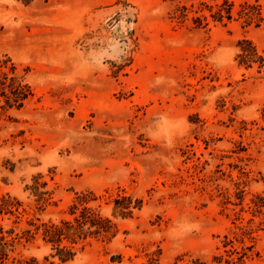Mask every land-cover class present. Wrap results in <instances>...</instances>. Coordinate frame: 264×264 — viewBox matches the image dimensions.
<instances>
[{"label": "rangeland", "instance_id": "obj_1", "mask_svg": "<svg viewBox=\"0 0 264 264\" xmlns=\"http://www.w3.org/2000/svg\"><path fill=\"white\" fill-rule=\"evenodd\" d=\"M224 1L0 0V54L34 93L0 103V197L28 211L0 227L93 192L119 230L66 263L39 236L6 264H264V66L237 59L243 40L264 56V20L238 16L264 0L215 22Z\"/></svg>", "mask_w": 264, "mask_h": 264}, {"label": "trees", "instance_id": "obj_2", "mask_svg": "<svg viewBox=\"0 0 264 264\" xmlns=\"http://www.w3.org/2000/svg\"><path fill=\"white\" fill-rule=\"evenodd\" d=\"M215 22L231 21L234 16V3L224 1L216 7H207ZM202 10V9H201ZM188 8L185 7V17ZM238 16L247 24L256 23L257 26L263 22V16L259 5L245 4L238 11ZM198 27L207 26V17L201 16L195 19ZM240 52L237 56L239 66L246 68L258 64L259 68L264 66V56L259 54L257 47L249 40L240 41L238 44ZM34 96L31 86L26 82L25 75L18 72V66L8 55L0 54V103L3 101V108L22 109ZM36 194L40 196L39 202H47L43 195L36 188ZM97 200L93 192L79 193L70 206V219L45 221L39 217L26 219V226L19 229L12 227L5 230L0 227V264H6L11 259L17 244L31 243L39 236L45 244L52 246L54 251L52 257H57L61 263L72 261L84 251L93 240H112L119 232L117 224L109 217L103 215L98 208L91 206V202ZM130 198L115 200V214L123 217L129 216L132 212L130 205L123 204ZM23 202L10 194L0 197V215H11L15 217L14 224L19 225L21 218L28 214L23 207ZM42 207V206H41ZM39 207V209L41 208ZM48 260V257H46ZM26 264H39L35 258L25 261ZM50 264H54L50 262Z\"/></svg>", "mask_w": 264, "mask_h": 264}]
</instances>
